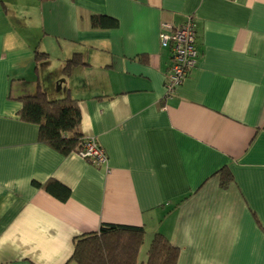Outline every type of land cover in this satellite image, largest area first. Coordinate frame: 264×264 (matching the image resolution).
Instances as JSON below:
<instances>
[{
    "label": "crops",
    "instance_id": "1",
    "mask_svg": "<svg viewBox=\"0 0 264 264\" xmlns=\"http://www.w3.org/2000/svg\"><path fill=\"white\" fill-rule=\"evenodd\" d=\"M188 18L197 64L166 97L161 35ZM38 87L79 102L105 164L38 143L15 101ZM48 181L69 198L35 186ZM104 224L162 234L177 264H264V0H0V264H71L74 240Z\"/></svg>",
    "mask_w": 264,
    "mask_h": 264
},
{
    "label": "trees",
    "instance_id": "2",
    "mask_svg": "<svg viewBox=\"0 0 264 264\" xmlns=\"http://www.w3.org/2000/svg\"><path fill=\"white\" fill-rule=\"evenodd\" d=\"M117 20L100 15L90 16L93 29L110 30L116 28ZM47 54L35 52V62L47 58ZM83 64L80 55H73L64 64L62 73L69 76L70 71ZM9 99H12L8 96ZM22 107L18 112L21 122L38 127V143L43 144L62 156L78 153L83 147L80 133L81 114L77 100L64 97L50 100L39 87L34 95L16 98ZM222 189L228 188L234 178L227 167L215 174ZM56 199L64 202L70 196L68 188L48 181L35 184ZM185 198L180 199L181 203ZM145 231L142 228L104 224L98 232L79 236L74 240L70 262L74 264H177L180 250L172 246L162 234H155L146 252V261L138 262Z\"/></svg>",
    "mask_w": 264,
    "mask_h": 264
},
{
    "label": "built area",
    "instance_id": "3",
    "mask_svg": "<svg viewBox=\"0 0 264 264\" xmlns=\"http://www.w3.org/2000/svg\"><path fill=\"white\" fill-rule=\"evenodd\" d=\"M164 43H169L172 65L165 84L166 97L184 81L189 71L197 64L196 33L192 18H188L178 28H172L170 34L161 35ZM83 147L77 153L81 158L100 166L107 162L104 150L94 137H84Z\"/></svg>",
    "mask_w": 264,
    "mask_h": 264
},
{
    "label": "rangeland",
    "instance_id": "4",
    "mask_svg": "<svg viewBox=\"0 0 264 264\" xmlns=\"http://www.w3.org/2000/svg\"><path fill=\"white\" fill-rule=\"evenodd\" d=\"M193 20V19H192ZM53 65H55V61L53 62ZM52 68H53V66H52ZM51 69V68H50ZM48 73V72H47ZM47 73H45L44 75H41V77H43V79H44V81H46V84H48L49 85V88H51L52 89V86L53 85H51V81H50V77H49V74H47ZM61 80V79H60ZM47 82H50V83H47ZM60 84H55V86H54V89L55 90H57V88H58V86H59ZM63 92H65L64 91V89L63 90H60L59 92H57L58 94H61V93H63ZM148 243L147 242H145L143 245H142V248H141V250H140V253H139V257H138V262L139 263H144L145 261H146V252H147V249H148ZM71 264H74V263H71Z\"/></svg>",
    "mask_w": 264,
    "mask_h": 264
},
{
    "label": "water",
    "instance_id": "5",
    "mask_svg": "<svg viewBox=\"0 0 264 264\" xmlns=\"http://www.w3.org/2000/svg\"><path fill=\"white\" fill-rule=\"evenodd\" d=\"M62 82V81H61ZM60 88V85L58 86L57 90Z\"/></svg>",
    "mask_w": 264,
    "mask_h": 264
}]
</instances>
